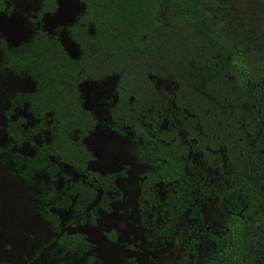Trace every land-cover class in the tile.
I'll use <instances>...</instances> for the list:
<instances>
[{
	"label": "trees",
	"instance_id": "obj_1",
	"mask_svg": "<svg viewBox=\"0 0 264 264\" xmlns=\"http://www.w3.org/2000/svg\"><path fill=\"white\" fill-rule=\"evenodd\" d=\"M79 1V58L42 29L16 47L0 41L5 67L33 83L12 99L0 143V165L36 185L31 197L48 223L30 258L99 263L86 234L67 227L95 224L121 198L118 174L92 170L86 143L96 121L79 85L103 72L116 76L111 129L152 158L138 197L147 239L160 249L178 244L176 264H264V10L262 31L252 34L234 0ZM55 8L40 0L35 19ZM15 108L29 117L13 120ZM209 197L225 209L218 230L202 209ZM60 209L70 213L63 224ZM126 264L139 263L131 255Z\"/></svg>",
	"mask_w": 264,
	"mask_h": 264
},
{
	"label": "rangeland",
	"instance_id": "obj_2",
	"mask_svg": "<svg viewBox=\"0 0 264 264\" xmlns=\"http://www.w3.org/2000/svg\"><path fill=\"white\" fill-rule=\"evenodd\" d=\"M39 6L40 0H7L5 9L0 12V41L8 48L16 47L28 41L37 29H42L56 35L71 58H79L80 44L73 29L83 11V4L79 0H56L55 10L37 21ZM233 8L236 18L246 19L250 33L262 31L263 21L258 14L261 15L264 10V0H234ZM1 48L0 44V143H3L7 121L5 112L12 99L31 90L33 83L5 67ZM115 84L116 76L101 72L83 78L79 92L83 107L96 121L94 130L86 139L94 158L90 168L101 174L117 173L116 182L121 198L111 204L110 210L101 211L95 224L67 229L86 234L94 245L99 259L97 264H126V258L131 255L136 257L139 264H176L178 244L156 248L140 225L139 183L152 158L140 142L111 129L109 108ZM19 116L29 117V114L24 109L15 108L11 118L14 120ZM35 141L38 142L39 138L36 137ZM20 151L29 155L32 148L24 144ZM61 169L73 179L78 176L66 165H61ZM61 183L62 177L57 184ZM35 189V184L11 178L0 165V264H48L43 255L34 260L30 258L32 246L49 233L48 223L37 212L34 197H31ZM202 209L210 228L218 230L223 224L224 207L218 204L216 198L209 197L203 199ZM57 213L61 224L70 215L63 209L57 210ZM201 254L204 257L203 251ZM74 264H83L82 259Z\"/></svg>",
	"mask_w": 264,
	"mask_h": 264
}]
</instances>
